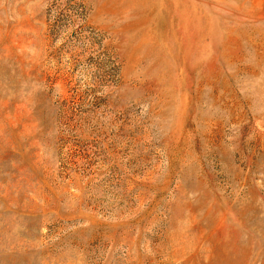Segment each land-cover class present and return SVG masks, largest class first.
Listing matches in <instances>:
<instances>
[{"label": "rangeland", "instance_id": "obj_1", "mask_svg": "<svg viewBox=\"0 0 264 264\" xmlns=\"http://www.w3.org/2000/svg\"><path fill=\"white\" fill-rule=\"evenodd\" d=\"M0 264H264V0H0Z\"/></svg>", "mask_w": 264, "mask_h": 264}]
</instances>
